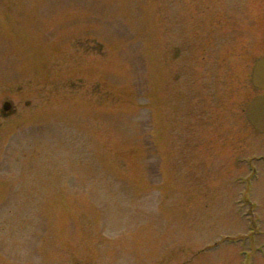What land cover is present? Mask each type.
<instances>
[{
  "label": "rangeland",
  "instance_id": "obj_1",
  "mask_svg": "<svg viewBox=\"0 0 264 264\" xmlns=\"http://www.w3.org/2000/svg\"><path fill=\"white\" fill-rule=\"evenodd\" d=\"M260 57L264 0H0V264H264Z\"/></svg>",
  "mask_w": 264,
  "mask_h": 264
},
{
  "label": "water",
  "instance_id": "obj_2",
  "mask_svg": "<svg viewBox=\"0 0 264 264\" xmlns=\"http://www.w3.org/2000/svg\"><path fill=\"white\" fill-rule=\"evenodd\" d=\"M252 73V84L258 89L264 90V59H259ZM9 104L5 103L3 109L9 110ZM246 117L250 122L251 126L262 132L264 131V96L255 98L248 106Z\"/></svg>",
  "mask_w": 264,
  "mask_h": 264
},
{
  "label": "flooded vegetation",
  "instance_id": "obj_3",
  "mask_svg": "<svg viewBox=\"0 0 264 264\" xmlns=\"http://www.w3.org/2000/svg\"><path fill=\"white\" fill-rule=\"evenodd\" d=\"M262 138H264V135H262L261 139H262ZM262 161L264 162V157H263V160H262Z\"/></svg>",
  "mask_w": 264,
  "mask_h": 264
}]
</instances>
